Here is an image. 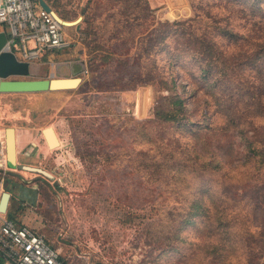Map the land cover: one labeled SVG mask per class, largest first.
Wrapping results in <instances>:
<instances>
[{
  "label": "rangeland",
  "instance_id": "rangeland-1",
  "mask_svg": "<svg viewBox=\"0 0 264 264\" xmlns=\"http://www.w3.org/2000/svg\"><path fill=\"white\" fill-rule=\"evenodd\" d=\"M149 1L162 19L183 20L199 12L223 23L245 21L232 13V3L240 0ZM108 2L120 9L113 0H51L63 20L76 22L66 25L71 44L65 50L94 60L92 71L75 75L82 78L76 88L0 92V130L11 127L26 134L32 129L34 148L26 146L30 158L20 156V166L52 174L8 164L6 171L0 168V198L8 191L7 177L17 180L20 191L10 190L9 207L22 202V222L57 248L67 264H264V202L256 191L264 180L245 158L241 135L236 129L224 132L226 117L191 63L170 66L163 54L156 82L122 90L145 76L151 60L140 59L142 42L120 46L115 53L98 37L110 33L100 27ZM86 18L97 31H90ZM158 33L156 26L142 29L136 40ZM172 93L183 98L192 128L156 120L157 101ZM236 102L234 96L230 109L248 122L252 115L234 110ZM254 120L264 125V115ZM203 145L207 156L218 150L227 174L189 177L184 183L173 178V168L185 163L182 157L195 156ZM199 184L210 190L211 216L177 234L172 226L190 211Z\"/></svg>",
  "mask_w": 264,
  "mask_h": 264
},
{
  "label": "trees",
  "instance_id": "trees-1",
  "mask_svg": "<svg viewBox=\"0 0 264 264\" xmlns=\"http://www.w3.org/2000/svg\"><path fill=\"white\" fill-rule=\"evenodd\" d=\"M113 1L121 3L120 9L115 11L116 6L110 2L106 8L103 4L102 13L106 14V18L100 27L110 33L108 37L104 35H98V37L108 43L115 53L120 46H130L134 41L142 42L145 44L146 53L144 52L143 55L139 50L140 59L143 56L151 60L145 76L138 77L132 84L122 87V90L156 82L159 79V58L163 54L165 56L163 55L162 58L170 66L179 62L181 65L193 64L196 67L195 73L206 82L209 92L216 99L218 109L226 117L224 132L238 130L244 141L245 158L251 161L252 170L260 177V182L261 179L264 180V125L254 120L264 115V0H240L237 5L232 3L235 6L232 8V13L243 15L245 21L227 23L221 22L212 15L199 12H196L194 17L183 20L168 17L162 19L156 17L149 0ZM84 21L90 25H88L90 31H97L98 26L93 24L92 20L86 18ZM152 26H156L159 30L157 36H145L143 39L136 40L142 29L147 31ZM93 64L94 60L89 59L88 71L93 70L91 69ZM141 71L143 72V69ZM166 84L168 85V80ZM234 96L238 99L234 110L245 109L253 116V118L249 117L248 122H245L248 118L244 121L236 118L230 109L229 101ZM162 98L160 102L157 101L154 108L156 120L177 129L192 128L193 122L183 98L175 93ZM212 127L217 128L218 124L214 123ZM248 130H251L249 136H247ZM205 144L210 145V143ZM206 145L202 146V152L195 150V156L182 157L185 163L173 168L172 177H178L181 183H184L189 180V177L227 174L228 170L227 172L223 170L225 164L218 150L207 156ZM17 183V180L7 177L5 188L13 191ZM189 184L190 182L187 185ZM209 191L204 184H199L198 192L194 194L192 203L189 205L190 211L185 212L182 219L173 224V232L178 234L186 227L193 226L201 218L209 220L211 207L209 203L206 204ZM256 191L262 194L264 202L263 184ZM21 203L20 205L13 203L6 216L20 226L28 225L22 222L24 212ZM172 249L173 246H171ZM63 261L65 262L64 259Z\"/></svg>",
  "mask_w": 264,
  "mask_h": 264
},
{
  "label": "built area",
  "instance_id": "built-area-1",
  "mask_svg": "<svg viewBox=\"0 0 264 264\" xmlns=\"http://www.w3.org/2000/svg\"><path fill=\"white\" fill-rule=\"evenodd\" d=\"M0 31L7 41L3 51L31 64L48 50L70 46L66 25L40 0H0ZM88 72V69L85 70ZM0 133V168L8 167L4 131ZM0 264H66L57 248L29 225H18L6 215L0 216Z\"/></svg>",
  "mask_w": 264,
  "mask_h": 264
},
{
  "label": "water",
  "instance_id": "water-1",
  "mask_svg": "<svg viewBox=\"0 0 264 264\" xmlns=\"http://www.w3.org/2000/svg\"><path fill=\"white\" fill-rule=\"evenodd\" d=\"M42 7L52 12L63 24L67 25L54 9L45 0H40ZM72 23V22H71ZM72 24H76L73 22ZM71 24V25H72ZM7 41V36L4 31H0V92H43V91H57L76 88L81 82L79 77H37L31 78V63L25 60L18 59V57L11 51L2 50ZM12 77H20L13 79ZM9 133V154L10 166L12 168L30 169L28 166L16 165V144L14 138V129L7 128ZM46 176L45 171L38 170ZM13 193L8 190L4 191L0 198V214H7L10 201Z\"/></svg>",
  "mask_w": 264,
  "mask_h": 264
},
{
  "label": "crops",
  "instance_id": "crops-1",
  "mask_svg": "<svg viewBox=\"0 0 264 264\" xmlns=\"http://www.w3.org/2000/svg\"><path fill=\"white\" fill-rule=\"evenodd\" d=\"M45 1L48 2V4L53 8L51 0H45ZM68 47L58 48V49L42 52L39 55V57L36 59V61L31 64L32 73H34L38 77H50V76L75 77V75H77L78 73L83 72L84 70L88 69L87 67L88 58H86L87 55L84 54V55L79 56L78 53L76 52L77 51L76 49L65 50ZM31 130L27 131L26 134H21V131L19 129H15L14 138H15V144H16V165L17 166H20L19 164L20 156L22 158L23 156L27 157L31 153V150L26 151L28 149V147L26 146L30 144L29 146L31 147L30 149L34 148V145L31 144L32 139H33L32 134L30 132ZM6 131L7 129H5V134H6ZM1 132L2 130H0V133ZM27 133H30V135H28ZM55 133L59 141L60 139H59L58 133L56 131ZM45 138H43V140L44 142H47V139ZM24 145H25V148H24ZM23 148L24 150H22ZM28 158L30 157H27L26 160ZM15 186H17L15 187V189L16 190L19 189L20 191V185L17 183Z\"/></svg>",
  "mask_w": 264,
  "mask_h": 264
},
{
  "label": "bare ground",
  "instance_id": "bare-ground-1",
  "mask_svg": "<svg viewBox=\"0 0 264 264\" xmlns=\"http://www.w3.org/2000/svg\"><path fill=\"white\" fill-rule=\"evenodd\" d=\"M73 23V22H72ZM70 21H67L66 24L67 25H71L72 24ZM4 132V135H5V140H6V144H7V156H8V164L10 165V154H9V133L8 131H6V134H5V130L3 131ZM14 132H15V128H14ZM29 167V166H28ZM30 169H33V171H37V170H40L38 168H34L32 166H30ZM42 171V170H41ZM45 173L49 176V177H52V174H50L49 172L45 171Z\"/></svg>",
  "mask_w": 264,
  "mask_h": 264
},
{
  "label": "flooded vegetation",
  "instance_id": "flooded-vegetation-1",
  "mask_svg": "<svg viewBox=\"0 0 264 264\" xmlns=\"http://www.w3.org/2000/svg\"><path fill=\"white\" fill-rule=\"evenodd\" d=\"M17 187V186H16Z\"/></svg>",
  "mask_w": 264,
  "mask_h": 264
}]
</instances>
